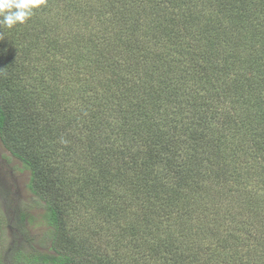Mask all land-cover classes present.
Masks as SVG:
<instances>
[{
    "label": "trees",
    "instance_id": "obj_1",
    "mask_svg": "<svg viewBox=\"0 0 264 264\" xmlns=\"http://www.w3.org/2000/svg\"><path fill=\"white\" fill-rule=\"evenodd\" d=\"M143 1L47 0L0 26V137L49 238L2 184L0 264H264V14L232 0L171 27L153 11L176 0Z\"/></svg>",
    "mask_w": 264,
    "mask_h": 264
},
{
    "label": "rangeland",
    "instance_id": "obj_2",
    "mask_svg": "<svg viewBox=\"0 0 264 264\" xmlns=\"http://www.w3.org/2000/svg\"><path fill=\"white\" fill-rule=\"evenodd\" d=\"M145 1H143V4H145ZM244 3V2H242ZM250 5L251 10L257 12L261 11L264 14V0H246L245 2ZM170 7L162 10L153 11L157 14V23L161 21L162 23H169L171 27H174L173 25V19H175L177 22H181L182 24H188L190 19H188L190 10L194 9L197 11H201L204 18L207 19L209 15H206V13L214 12V10H218L219 7H226V9H229L232 7L233 3L232 0H176V2L170 3ZM197 7V8H195ZM151 11V10H149ZM206 12V13H205ZM258 13V12H257ZM144 27H147V24L144 25ZM146 29V28H143ZM139 32L138 38L140 42L145 39V37L141 36ZM258 39V38H254ZM264 43V38L261 39ZM257 45L259 42H257ZM141 48V46L138 47V50ZM247 62V61H246ZM26 67V59L21 62ZM248 63V62H247ZM28 78V77H26ZM71 114H69L70 116ZM58 141V139H57ZM57 141H53V143L56 144L58 147L59 144ZM57 150H61L60 147ZM44 154V152H43ZM60 155L58 152H56L55 156L57 157ZM30 173L28 170H26L22 164V162L14 157L11 152L6 148L4 145L1 137H0V186L8 185L12 189L10 190V195H13L16 192V195H18V202L22 208H26L30 214L34 215L37 220L29 225L31 235H35V240L37 241L36 246L40 247L47 246L49 244V238H45V232L47 231V225L45 224L44 219L41 218V214L43 213V203L36 199V197L31 193V191L28 188V181H29ZM6 205V201L3 198V196L0 195V220H2V223H0L1 226H5L4 219H3V211L4 206ZM13 206V205H12ZM75 218L74 225L72 223L69 227L72 233H77L78 235L76 238L79 239H87L88 244L91 246H94L97 243H101L102 245H106L104 242L100 241L102 238L101 236L96 232L95 225H93L91 222L88 221V217L82 218L84 223L87 221V228L85 231H81L82 226L80 225V221L77 215L72 214ZM7 232V231H6ZM10 233V231H8ZM38 238H37V236ZM15 237V236H13ZM41 238V239H40ZM12 237L10 235H7V233H0V248L1 250L4 248L6 249L8 247V244L12 242ZM35 242V241H34ZM122 254V252L120 253ZM9 263H11L12 256L10 255L8 257ZM13 261V260H12Z\"/></svg>",
    "mask_w": 264,
    "mask_h": 264
},
{
    "label": "clouds",
    "instance_id": "obj_3",
    "mask_svg": "<svg viewBox=\"0 0 264 264\" xmlns=\"http://www.w3.org/2000/svg\"><path fill=\"white\" fill-rule=\"evenodd\" d=\"M47 0H0V26L13 28L26 23L34 10L45 5Z\"/></svg>",
    "mask_w": 264,
    "mask_h": 264
}]
</instances>
